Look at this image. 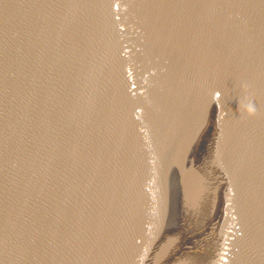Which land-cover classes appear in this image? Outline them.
<instances>
[{
  "label": "water",
  "instance_id": "water-1",
  "mask_svg": "<svg viewBox=\"0 0 264 264\" xmlns=\"http://www.w3.org/2000/svg\"><path fill=\"white\" fill-rule=\"evenodd\" d=\"M0 264H264V0H0Z\"/></svg>",
  "mask_w": 264,
  "mask_h": 264
}]
</instances>
